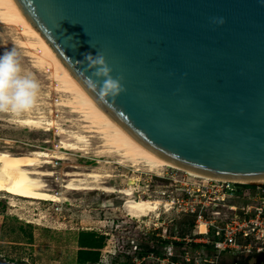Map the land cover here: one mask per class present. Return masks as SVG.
<instances>
[{
    "label": "water",
    "instance_id": "water-1",
    "mask_svg": "<svg viewBox=\"0 0 264 264\" xmlns=\"http://www.w3.org/2000/svg\"><path fill=\"white\" fill-rule=\"evenodd\" d=\"M15 1L134 141L200 172L264 177V0Z\"/></svg>",
    "mask_w": 264,
    "mask_h": 264
},
{
    "label": "rangeland",
    "instance_id": "rangeland-1",
    "mask_svg": "<svg viewBox=\"0 0 264 264\" xmlns=\"http://www.w3.org/2000/svg\"><path fill=\"white\" fill-rule=\"evenodd\" d=\"M24 29L21 25L0 22V54L15 48L22 69L34 76L40 84V90L35 105L29 111L20 115L11 112L0 113V151L7 149L6 151L13 153H28L38 148L53 149L61 139H71L68 133L75 130L90 135V144L85 149L66 151L68 158L55 159L54 167L45 166L55 170L54 176L45 178L48 186L62 191L66 200L55 202L30 199L5 190L0 191V262L194 264L200 253L198 248H191L189 242L200 241L192 239L194 236L201 237L198 224L195 223L193 215L163 206L166 193L174 188L168 185L167 179L156 176L168 170H175L178 174L183 172L172 167H165L161 170L163 172H159L150 170L143 164L134 166L131 163H120L117 153L100 150L104 148L100 134L83 131L86 121L82 119L81 114L69 106L57 104L62 96L55 88L56 81L48 70L34 64L32 55L36 49L29 42H34L36 38ZM36 114H44L47 120L55 122V126L50 129L36 128L22 122L25 115L37 116ZM58 126L65 127L69 132L57 133L55 127ZM73 169L98 170L102 174H109L102 178L103 184L115 186L117 189L129 187L133 191L131 196L135 199L158 198L162 203L148 215L133 217L124 208L123 203L128 196L122 192L101 189L66 190L60 186L57 178L67 179L68 176L64 172ZM202 200L207 198L202 197ZM243 203L240 197L219 202L216 209L220 214H214V217L231 216L233 210L229 208V204H235L239 212L238 207ZM208 209V213H211L212 208ZM211 214L207 216L211 217ZM212 232L213 226H210L208 233L203 237L211 239ZM181 233L184 237H181ZM170 240H185L188 244L169 243ZM89 244L98 246L99 259L95 263L81 262L79 259V250L91 248ZM186 248L187 256L182 252ZM212 252L208 250L209 256ZM235 252H226L217 264H233V259H243L248 253L246 250ZM254 262L252 254L248 264Z\"/></svg>",
    "mask_w": 264,
    "mask_h": 264
},
{
    "label": "bare ground",
    "instance_id": "bare-ground-1",
    "mask_svg": "<svg viewBox=\"0 0 264 264\" xmlns=\"http://www.w3.org/2000/svg\"><path fill=\"white\" fill-rule=\"evenodd\" d=\"M0 22L9 25H21L25 28V31L35 36L36 40L34 42L33 40L32 42L27 41L36 49V52L34 51L35 53L32 55L34 56L33 61L36 66L48 70L53 77L52 79L56 81V84H54L55 88L61 93L60 96H62L57 104L59 106H69L74 111L79 112L82 119L86 121L83 131L98 132L101 137L100 139L103 141L102 146L104 147L100 150L117 153L119 155L118 162L131 163L134 166L143 164L148 169L158 170L159 172L165 167H172L199 177L227 179L234 182L261 183L264 181V177L239 179L200 172L167 160L143 147L128 136L77 83L40 32L24 15L15 0H0ZM22 122L36 128L45 127L50 129L52 126H55V122L47 120L44 114L37 116L25 115ZM55 128H57V133L69 132L65 127L58 126ZM68 135L71 136V139H61L53 149L38 148V150L28 153H13L6 151L7 149L1 150L0 191L5 190L11 194L30 199H45L55 202L66 200L65 196L62 195V191H56L48 186L45 178L54 176L55 170L46 168L45 166L51 165L54 167L55 159L68 158L66 151L85 149L90 144L88 137L90 135L88 134L75 130L69 132ZM64 174L68 176L67 179L58 177L57 180L60 186L66 190L101 189L103 191L117 190L124 193L128 196L124 200V208L133 217L139 218L148 215L149 212L158 209V205L161 203L160 200H157V197L155 200L142 197L135 199L131 196L133 191L129 187L117 189L115 186L103 184L102 181L104 180L102 178L109 174H102L98 170L81 171L73 169L65 171ZM199 229L201 232H204L206 230L205 223L202 222Z\"/></svg>",
    "mask_w": 264,
    "mask_h": 264
},
{
    "label": "built area",
    "instance_id": "built-area-1",
    "mask_svg": "<svg viewBox=\"0 0 264 264\" xmlns=\"http://www.w3.org/2000/svg\"><path fill=\"white\" fill-rule=\"evenodd\" d=\"M179 171L183 173L178 174L175 170H168L166 174H156V176L167 179L168 185L174 188L166 193L163 206L193 215L195 223L198 224V233L201 235L195 240L199 239L198 242L211 246L213 251L211 256L204 249H197L200 256L194 260V264H217L226 249L246 250L253 254L264 247V181L234 182L227 179L199 177L183 170ZM202 197L207 200H202ZM233 197H240L244 201L238 207L239 212L235 204H229V208L233 210L231 216L214 217V214H220L216 209L218 203ZM208 207L212 208V214L208 213ZM209 214L212 216H207ZM202 222L206 225L204 232L199 229ZM210 226H213L212 237L204 238ZM185 253L187 256V252ZM187 259L189 260L188 257Z\"/></svg>",
    "mask_w": 264,
    "mask_h": 264
},
{
    "label": "clouds",
    "instance_id": "clouds-1",
    "mask_svg": "<svg viewBox=\"0 0 264 264\" xmlns=\"http://www.w3.org/2000/svg\"><path fill=\"white\" fill-rule=\"evenodd\" d=\"M90 55L85 58L88 59ZM93 63L99 65L94 75L105 77L106 95H115L122 90L118 80L111 77V69L106 65L103 56L97 55ZM39 90V82L31 73L22 69L15 48L0 54V113L21 114L29 111L37 101Z\"/></svg>",
    "mask_w": 264,
    "mask_h": 264
},
{
    "label": "trees",
    "instance_id": "trees-1",
    "mask_svg": "<svg viewBox=\"0 0 264 264\" xmlns=\"http://www.w3.org/2000/svg\"><path fill=\"white\" fill-rule=\"evenodd\" d=\"M181 234H182L181 237H184L183 233H181ZM194 238H196V237L195 236L192 237L193 240H194ZM170 242L178 244V245L188 244V242H185V240H182L181 242H179L177 240H170ZM189 245L191 246V248L204 249L205 251H207V253H208V250H211L210 244L203 243V242H189ZM88 246L91 248H85V249L81 248L79 250V259L81 262L88 261L89 263H95L99 259V250L97 248L98 246H94L92 244H89ZM150 251H153V250H150ZM186 251H187V248L182 250L183 253H185ZM226 252L229 254L230 253L231 254L236 253L235 250L226 249L222 252L221 256L225 255ZM251 255H252V253L249 252V253H247V256L245 258H243V259H236L235 258L232 260V262H233V264H248L249 260L251 258ZM221 256L219 258V261L221 259ZM172 258L176 259L175 256H172ZM0 264H3V263L0 262Z\"/></svg>",
    "mask_w": 264,
    "mask_h": 264
},
{
    "label": "flooded vegetation",
    "instance_id": "flooded-vegetation-1",
    "mask_svg": "<svg viewBox=\"0 0 264 264\" xmlns=\"http://www.w3.org/2000/svg\"><path fill=\"white\" fill-rule=\"evenodd\" d=\"M51 189H53V188H51ZM259 251H264V247L261 248ZM254 264H256V263L254 262ZM260 264H264V258L262 259V261L260 262Z\"/></svg>",
    "mask_w": 264,
    "mask_h": 264
}]
</instances>
